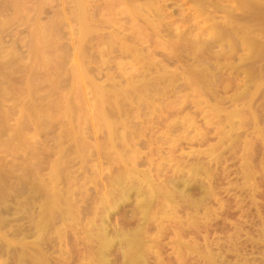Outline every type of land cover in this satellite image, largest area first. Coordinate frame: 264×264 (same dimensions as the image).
<instances>
[{"label":"rangeland","instance_id":"rangeland-1","mask_svg":"<svg viewBox=\"0 0 264 264\" xmlns=\"http://www.w3.org/2000/svg\"><path fill=\"white\" fill-rule=\"evenodd\" d=\"M87 1H90L88 2L91 8V10L89 9L90 14L95 17L103 14L104 17L102 18L100 16V18L97 16V19L95 18V24L91 26L92 30L90 28L89 31L91 33L81 34L80 25H78V22L74 19V16H72L76 12V6L73 0H0V30L4 28L0 31V66L3 65L0 67L2 68L0 69V72H2L0 73V96L3 94L2 97H0V111L2 109L8 114L5 113V122L2 121V123H5V126L3 124L0 126V141L2 140L0 142V175L3 174L1 176L0 192L4 190L2 194H4L3 192L6 194L5 189L12 191H8L10 192L8 193L9 196L6 197L7 199L5 198V200H3L4 202L0 198V217L6 222L14 218L16 220L20 219L17 225L25 226V228L31 226L33 223L31 214L25 212L24 207L21 205L17 211L12 210L11 206L16 202L20 204L21 202H26L28 198L26 195L30 194L28 190L31 186L36 185L34 182L36 181V183H38L42 178V180L47 182L53 173L54 166H59L60 171H62L60 172L61 175L66 174L65 176L63 175V177L61 176L62 178L59 182V186L61 185V190L73 192L77 201L75 206L80 212L78 229L76 232L69 230V239L66 237L67 240H65L63 248H65L67 252L70 251L69 254L73 257L70 263L80 264L78 256H81L85 252L83 245L86 239L83 237H86L85 233L92 228V223L94 226H100L102 223L107 225L108 233L111 237H116V232L122 233L124 230L136 229L143 224L139 210L140 201L144 198L142 193L139 194L137 191H133L127 201H119V206H115V203H113V205L115 204L114 206L110 204L108 209L101 202L105 193L112 188L111 180L117 173L125 168V162L118 159V153L123 154V157L125 156L124 160L127 161L126 159H128L129 152H132L137 146V149H135L138 151L140 150L139 154L142 157L139 159V166L137 169L141 172L148 173L153 180V184L160 185L161 188L168 185L164 177H158L162 171H165L164 175L167 176V178H173L178 182L176 189L185 190V194L191 195L187 197L184 196L183 198L177 193L176 196H174L175 194L172 193L173 191L168 187L166 190L170 191L171 195H173L171 196L172 201L174 199L173 203L177 201V205H181L183 201L185 204L193 203L195 200L196 202L200 200L199 202L201 203L203 199L205 202L208 201L207 204L205 202H203V204L198 202L199 209L197 213L195 209L188 210L180 207L178 210L169 212L173 215V220L167 223V229L164 233L159 229L157 230L161 221V215H159L156 221L151 220L152 222L148 226L149 230L147 231L150 234H148L149 236L147 235L150 237V240L149 238H145V245L152 249L145 256L144 264H209V258H211L212 255L214 256H212V258L218 260L216 264H241L242 262H239V260H245L243 262L244 264H264V59L261 60L264 56L257 57L260 59L259 61L254 56L249 58V50H246V47L243 48V46L240 45H237L236 49L234 48L235 51L232 50L231 53V50H229L230 47L226 45L227 43H222V45L219 44L214 46L209 54L196 59L193 57L190 50L182 51L178 49L175 52L169 48L162 49L159 46L162 42H158L155 37H151L147 40L141 39L140 42H135L131 37L133 33L132 29L133 31L136 29L133 28L134 21L131 19V14L123 9L122 0ZM205 1L207 3L211 1L213 5H208L204 11H198L194 0L158 1L159 7L164 8L161 14L166 17L165 26L169 27L167 28L169 32L176 30L175 32L173 31V33H176L180 30L182 33H186L187 38L190 39L195 34L204 31L206 32V35L203 34L204 39L215 32H222L223 30L229 32V30L232 31L231 27H239L238 29L241 30V34H239L240 37L244 36L243 33L245 31L252 29L253 32L247 31L248 34L250 32L251 35L252 33L254 34V32L257 34L259 33V36L255 33L252 39L254 38L253 40L258 42L263 41L262 43H264V11L259 8L261 7L264 10V0H251L253 1V4H251L253 6L248 9L242 8L234 1ZM256 3H258L259 6L256 5ZM106 5L108 7H106ZM113 6L114 8H110ZM121 7L122 9H120ZM257 9H259V11ZM255 10L256 12H254ZM17 11L18 13L19 11L23 12L24 15L21 12L17 14ZM64 11L65 14H63ZM246 11L250 12H247L248 15L250 14L249 16L246 15ZM257 11L260 13L258 14ZM197 12H202V14H198ZM227 14L235 16L234 20L233 17L230 18ZM15 15H20V18L18 16L15 17ZM21 15L23 17H21ZM243 15H245L244 19ZM250 16L252 19L249 18ZM57 17L62 20L65 19L66 23L63 21L64 24L61 21L62 24H60V19ZM256 17L259 18L257 19ZM239 18L241 19L239 20ZM247 18L248 20L250 19V24L244 21ZM53 20H57L60 27L57 26V33L48 36L46 41L48 40V43L51 44L55 42V47L58 46L59 48L44 51L45 53L48 52L46 56L44 52L38 56L33 50L45 48V44L41 42L44 40L41 39L38 32L40 28L43 29L46 28V26H50L52 24L50 22H54ZM75 23L78 26H76ZM135 23L137 24L136 27L143 26L142 19ZM63 24L64 26H62ZM34 31L36 32L34 33ZM115 34H119L122 38L126 39H124L125 42L127 41L126 44L133 48L131 53L125 54L121 49L117 50L119 47H115L111 50V47H109L110 41L107 39L109 35V37H111V35L113 36ZM54 36L56 37L54 38ZM168 39V37L163 38L164 41ZM38 40H40L42 44H40ZM105 43L108 44L107 47ZM235 44H238V42L236 41ZM62 45L64 46L62 47L64 50L67 49L66 51L60 48ZM79 46H82L81 50L84 51V54H82L83 51L81 52L79 50ZM34 47L35 49H33ZM104 48H106V50L107 48L110 49L111 53L110 51L103 52ZM57 49L58 51L62 49V52H57ZM79 51L80 53H78ZM107 52L109 54H107ZM35 54L36 56H34ZM80 54H82V56ZM88 54H90V56ZM40 56L44 58L39 60ZM86 56L89 60H87ZM247 56L249 59L246 58ZM61 58L66 60L64 64ZM80 59L83 67L86 65L83 71L87 73V79L84 81L86 85L80 84L79 86V83L77 85L75 82L76 77L71 72L74 69L82 67ZM86 61L89 66L85 63ZM202 63H204V65ZM253 64L255 66H253ZM58 65L60 66L58 67ZM153 65H155V67L166 66L168 72H165L166 68L161 70L163 73L165 72L166 75H171L173 74L171 72L175 71L174 73L176 74H185L186 76V71H192L197 65V68L200 66L202 68L203 66H208L209 73L213 77L210 75L211 77L207 79L214 80L212 89V91H215L214 94L212 93L214 96L211 94L208 96L209 98L204 97L205 95L199 98V95L189 88L183 90L180 97H175L174 95L169 96L166 100H163L161 104V108H163L164 112L159 115L158 119L153 116V120H150L151 122L147 124L149 126L147 129L143 126V129L146 130L143 134H141L139 130V122L142 120L147 121L149 116H144L142 115L143 112H141L140 117H134V114L137 113V107H129L131 112L130 110L128 111L131 114L136 111L131 115L132 124L134 126L130 125L131 128L128 130L131 131L130 133L133 132L134 136L136 135L133 147L136 146L134 148L131 147V151L129 149V151H124V147L121 146L122 143H120V147H117L116 151L111 149L102 150L103 145L106 144L109 139V135L105 130H99L96 133L90 132L92 129H90L91 126L89 128V125L94 124L91 122L89 124L87 123L88 121L85 120H87V113L90 112L91 107L84 108L83 102L77 100L78 98L76 96L73 98H75L79 104L73 101L75 102L73 104L74 108L77 105L76 108L82 111L80 112V110L78 111L75 108L76 113L74 112V114L81 115L74 116V114L71 113L74 109L69 111L68 114L62 111L68 107L69 102L66 101V99L69 98V96L75 95L76 92H78L79 95L81 90L79 88L87 87L90 90L88 94L91 99L88 98L90 101L92 100L91 104H93L95 102L92 98H95L94 95L98 89V87L92 88L93 84L103 86L104 88L106 87L107 90L117 83H125V85H121V87H126V80L130 75L134 76ZM48 66L52 67L49 68ZM4 67H7L4 69L5 71L3 70ZM252 67L256 68L254 69ZM27 69L29 73H27ZM59 70L62 71L63 74ZM55 74L56 77L54 76ZM153 75L149 74L147 76H158L156 74ZM32 80H35V84H33ZM182 83L187 84L185 81ZM35 85L40 87L37 88ZM33 89L34 91L31 92ZM118 89L121 90L122 88L117 86L116 90L111 91L118 92ZM8 93H10V95ZM244 93L247 95H244ZM11 95L13 96L9 98ZM5 97H8V99ZM63 97L65 99H61ZM57 101L58 103H62L61 101H63V105L66 103L65 107L61 104L63 109L58 107L62 109L60 114H58L59 111L55 109L59 105L57 104L54 107ZM19 102L21 104H19ZM81 106L82 109L80 108ZM33 108L35 110L37 109L36 113ZM55 110L57 112L52 113V111L55 112ZM4 112L1 111L0 113L4 114ZM240 112L241 116L234 115ZM158 113L160 112L155 114L158 115ZM61 114L64 115V118L66 116L65 119H67V121L62 118ZM37 115H39V118H37ZM0 116L3 115L1 114ZM51 116H56L58 120L55 119L56 117L52 118ZM73 117H75V121ZM40 118L41 120L51 118L48 120L51 123L46 121L45 123H48L46 127L43 120L42 123H38L41 122ZM0 119H3V117ZM28 119L32 120L33 122H31L33 125L37 127L30 123V125L28 123L27 125L23 124V122L26 123ZM38 119L40 121L36 122ZM52 119L53 121L55 119L53 123L51 121ZM77 119H80L81 122ZM82 121H84L85 124ZM35 122L38 123L39 126L42 124L45 126L43 127L42 125L43 128L40 127L41 130H39V126ZM49 123L51 126H49ZM81 123L84 124L81 125L82 128H84L83 130L82 128H78L81 127L79 126ZM169 123L172 124L170 128L168 127ZM234 124H236V126ZM237 124H239V126L240 124L243 125L239 127ZM2 126L4 128H2ZM29 126L30 128H28ZM235 127L239 129L237 128L236 130ZM21 128L25 129L22 130ZM72 128H74V133H76V135L68 133L67 129L70 130ZM77 128L81 130H76ZM19 129L22 132L24 131L22 135H27V138L22 135L19 136L21 133H19ZM44 129L45 131L43 132ZM34 130H36L38 134L36 131L34 133ZM64 131H67L65 133L69 134V138L66 136L68 134H63ZM13 132L16 133V135ZM2 133L4 134L2 135ZM12 135H15V138L17 136L19 139L17 140L20 141V144L15 142L17 140H14ZM21 136L24 141V138H26V140L28 139L29 142L26 141V144L27 142L31 144V138H34V136L36 139L34 141L32 139L33 144H28V147L31 146L28 148L25 143H23L24 141L21 139ZM2 137L6 139L3 140ZM11 137L14 140H12L14 145L11 144ZM72 137L74 138L72 139ZM65 138L67 139L65 140ZM131 139L133 140L134 138ZM8 141L10 142L8 145L13 146L10 147L6 145L5 142L8 143ZM17 144L18 147H16ZM140 144H146L145 148H140ZM86 145L88 148H86ZM249 150H251V152H249ZM61 163H63V166ZM194 166H200L202 170V172H200L201 176L200 174L194 176L193 170L197 168ZM31 167L35 172L30 170ZM36 167L38 168L35 169ZM24 169L30 171H24ZM38 171H40V173ZM26 173H31L30 175L32 176L30 177L33 180L30 177H24ZM67 176L70 177V181L68 182L65 179ZM22 177L25 178V180ZM28 178H30L32 182ZM3 179L4 181H2ZM183 180L187 182L189 180V187ZM69 182L75 183V186H73L74 184L70 186L68 184ZM26 186H28L29 189ZM144 187L145 190L148 188L146 186ZM2 194L0 193V195ZM211 198L212 201H210ZM38 199L36 203L41 200V198L40 200ZM5 202L8 204L6 205ZM5 205L6 208L9 207L11 211L6 210ZM38 205L39 203L37 204V210H39ZM109 208L112 210L111 212ZM213 208L217 209L214 210ZM106 211H109L111 214H109V212L106 213ZM226 211H228V214H226ZM186 214H189L188 217H190L188 218ZM204 214H207V216ZM214 214L215 216H213ZM4 217L7 220L4 219ZM197 218L199 220L200 218L203 219L198 221ZM194 221H196L197 224L200 222L203 227H200L199 224L198 226L200 228L197 225H195L194 228ZM184 225H188L191 233L189 234L190 236L188 233L179 234V230H181L180 226ZM186 226L184 227L185 229ZM196 227H198L199 230ZM8 230L6 227L2 230L5 232L1 231L0 234L5 236L9 234L10 236L12 230ZM158 232H160V236ZM182 234L185 236L181 237ZM157 235L160 237L158 240ZM153 237L156 238V240ZM192 237L195 240H193ZM196 237L199 239H196ZM152 238L154 239L153 241ZM179 241L188 246V248L185 249L187 251L189 250L188 252L178 247ZM93 246L94 244L90 245V247ZM121 252L122 250L116 247L115 251L109 254L108 257L111 264L130 263L128 259L123 260V254H121ZM183 252L186 254V257L184 255L183 257L181 256L184 254ZM57 256L59 257L58 254L56 257ZM221 256H223V258ZM184 258L185 260L182 261ZM220 258L224 259V262ZM3 260L4 258L0 260V264H4L3 262L5 260ZM219 260L220 262L222 261V263H220Z\"/></svg>","mask_w":264,"mask_h":264},{"label":"bare ground","instance_id":"bare-ground-1","mask_svg":"<svg viewBox=\"0 0 264 264\" xmlns=\"http://www.w3.org/2000/svg\"><path fill=\"white\" fill-rule=\"evenodd\" d=\"M121 1V0H120ZM160 0H122L123 2V9L125 11H127V13H130L131 14V19L134 21V26L133 28L135 29L133 31L132 29V40L133 41H137V42H140L141 39L142 40H147V39H150L151 37H155L157 38L158 42H162L160 43V47L163 49V48H169L170 50H173V51H177L178 49L182 50V51H187V50H190L193 57H195L196 59L198 57H203L204 55H207L209 54V52H211V49L216 46V45H219L222 43H227L226 45H228V47H230L229 50H231V53H232V50H234V48L236 49V46L237 45H240V46H243L246 47L247 49L246 50H249V58L251 56H254L256 57V59H258V61L260 60L259 56H264V43L262 42H258L256 40H253L252 37L253 35L256 33L254 32V34L252 33L251 35V32L248 34L249 31H252L253 30H247L245 31L243 34L244 36H241L239 34L240 33V29H238L239 27L237 28H232V31L229 30V32H225L224 30L222 32H215L213 34H210L208 37H205L203 39V34L206 35V32L202 31L201 33H198V34H195L194 36H192L190 39L187 38V34L186 33H182L180 30H178L176 33H173V31H170L169 32V27L165 26V15H162L161 12L164 11V8L162 7H159V2ZM208 1V0H207ZM220 1V0H219ZM223 1V0H222ZM224 1H234V2H237L239 4V6H241L242 8H245V9H248L250 7H252L253 5V1L251 0H224ZM257 1V0H255ZM254 1V2H255ZM21 2V1H20ZM75 6H76V12L74 15V19L78 22V25H80V33L81 34H88V32L90 31V28L92 30V25L95 24V18L97 16H101L102 18L104 17L103 14L102 15H97L96 17L92 14L89 13V9L91 10L90 6H89V3L90 1H87V0H73ZM121 2V3H122ZM211 2V1H209ZM207 3L205 0H194V3L196 4L195 6H197V9L198 11H204L205 8L208 6V5H211V3ZM259 2V1H258ZM22 3V2H21ZM114 3V2H113ZM260 3V2H259ZM264 3V2H263ZM25 4V2H24ZM213 5V4H212ZM217 5V4H216ZM219 5V4H218ZM256 5H258V3H256ZM111 6V5H109ZM215 6V4H214ZM237 6V5H236ZM255 6V5H254ZM259 6V5H258ZM106 7H108L106 5ZM122 7L120 9H122ZM167 7V6H166ZM221 7V6H220ZM256 7V6H255ZM16 8V7H15ZM110 8H114L113 7H110ZM228 8V7H227ZM236 8V7H235ZM262 11H264L261 7H259ZM19 9V7H18ZM93 9V8H92ZM226 9V8H225ZM239 9V8H238ZM237 9V10H238ZM254 9V8H253ZM17 10V9H16ZM65 10V9H63ZM123 10V11H124ZM228 10V9H227ZM259 11V9H257ZM260 10V11H261ZM75 11V9H74ZM243 11V10H242ZM257 11V12H258ZM21 11H19L20 13ZM24 12V10H23ZM23 12H21L23 14ZM119 12V10H118ZM122 12V11H121ZM232 12V11H231ZM248 13H250L249 11H246V15L249 16ZM256 12V10L254 11ZM18 11H17V14H19ZM25 13V12H24ZM61 13V12H60ZM94 13V12H93ZM124 13V12H123ZM198 14H202V12H197ZM229 13V12H228ZM243 13V12H242ZM260 12H258L259 14ZM26 14V13H25ZM65 14V11L64 13ZM97 14V13H96ZM196 14V15H198ZM257 14V13H256ZM263 14V13H261ZM24 15V14H23ZM195 15V16H196ZM228 16L233 17V20H234V17L235 16H231V14H227ZM264 15V14H263ZM16 16H20V15H15ZM259 16V15H258ZM21 17H23L21 15ZM100 17V18H101ZM238 17H241V16H238ZM260 17V16H259ZM259 17H256L257 19ZM20 18V17H19ZM58 18V17H57ZM56 18V19H57ZM245 18V15H243V19ZM250 19L251 16L249 17ZM263 18V17H262ZM60 19V18H58ZM57 19V20H58ZM97 19V18H96ZM99 19V18H98ZM143 20V26H138L136 27V21H139V20ZM194 19V18H193ZM241 18H239L240 20ZM250 19L248 20V18L246 20H244L245 22H247L248 24ZM57 20H53L54 22H50L52 23L50 26H46V28H43L41 29L40 28V31L38 32L41 39H43L44 41H41L42 43L45 44V48L44 49H36V50H33L35 49V47L32 49L34 51V53H36L38 56L42 54V52L44 51H47V50H54L55 48H59L58 46L55 47V42L54 44L52 43H48V40L46 41L47 37L50 36L51 34H55L57 33V29L59 26ZM262 20V19H261ZM59 21V20H58ZM61 21H65L66 23V20H62L60 19L59 23H61ZM243 21V20H242ZM252 21V20H251ZM100 22V21H98ZM97 22V23H98ZM229 22V21H228ZM231 22V21H230ZM238 22V21H237ZM244 22V23H245ZM64 23V22H63ZM64 23V24H65ZM233 23V22H231ZM246 23V24H247ZM260 23V22H259ZM58 24V25H57ZM64 24L62 26H64ZM76 24V23H75ZM243 24V23H241ZM247 24V25H248ZM70 25V24H69ZM76 24V26H78ZM1 26V25H0ZM42 26V24H41ZM259 26V24H258ZM261 26V25H260ZM60 27V26H59ZM264 27V26H263ZM62 28V27H61ZM60 28V29H61ZM244 28V27H243ZM241 28V29H243ZM255 28V27H254ZM2 29V28H1ZM4 29V28H3ZM2 29V30H3ZM94 29V28H93ZM171 29V28H170ZM0 30V31H2ZM246 30V29H245ZM61 31V30H60ZM78 31V30H77ZM176 31V30H175ZM174 31V32H175ZM201 31V30H200ZM255 31V30H254ZM36 31H34L35 33ZM94 32V31H93ZM150 32V33H148ZM258 32V31H257ZM36 33V34H38ZM91 33V32H89ZM167 35H166V34ZM227 33V34H226ZM246 33V35H245ZM263 33V32H262ZM78 34V33H77ZM165 34V35H164ZM257 34V33H256ZM259 34V33H258ZM257 34V35H258ZM262 35V34H260ZM53 36V35H52ZM57 36V35H56ZM54 36V38L56 37ZM80 36V35H78ZM82 36V35H81ZM110 36V35H109ZM108 36V41H110L109 43V47H111V50H113L115 47H119L117 50H120L125 53V54H129L133 51V48L129 45L126 44L125 42V38H122L119 34H115V35H111V37ZM259 36V35H258ZM32 37V36H31ZM37 37V36H36ZM35 37V38H36ZM60 37V36H59ZM86 37V35H85ZM129 37V38H131ZM165 37H168L169 39L167 41H164L163 38ZM235 37V38H233ZM87 38V37H86ZM107 38V37H106ZM264 38V36H263ZM97 39V38H96ZM125 39V40H124ZM32 40H33V37H32ZM261 40V39H260ZM39 43H40V40H38ZM55 41V40H54ZM60 41V40H59ZM103 41V40H102ZM164 41V42H163ZM238 42V44H235V42ZM32 42V41H31ZM78 42V41H77ZM104 42V41H103ZM234 42V44H233ZM34 43V42H33ZM32 43V44H33ZM40 43V44H42ZM31 44V45H32ZM84 44V43H83ZM106 44V43H105ZM58 45V44H57ZM108 44H106V47H107ZM44 46V45H43ZM78 46V45H76ZM90 46V45H89ZM39 47V46H38ZM64 47L63 45L60 47L62 48ZM79 50L82 52L83 50L82 49V46H79ZM85 47V45H84ZM66 48V47H65ZM86 48V47H85ZM63 49V48H62ZM61 49V50H62ZM58 51L57 49V52H62V51ZM67 49H63V51H66ZM88 50V48H87ZM91 50V49H89ZM80 51L78 53H80ZM106 52V51H110V49L107 48H104L103 52ZM115 52V51H114ZM45 53V52H44ZM43 53V54H44ZM48 53V52H46ZM46 53H45V56H46ZM56 53V52H55ZM88 53V52H87ZM90 53V52H89ZM111 53V51H110ZM248 53V52H247ZM36 54L34 56H36ZM77 54V53H76ZM75 54V56H76ZM84 54V51L83 53ZM82 54H80L82 56ZM107 54H109L107 52ZM65 55V53H64ZM63 55V56H64ZM86 55V54H85ZM90 56V54H88ZM32 56V55H31ZM32 56V57H34ZM44 56V55H42ZM44 56V57H45ZM62 56V54H61ZM80 56V58H81ZM43 57V58H44ZM66 57V56H65ZM65 57H63L64 59H66ZM74 57V55H73ZM253 57V58H254ZM35 58V57H34ZM41 58V56L39 57V60L40 59H43ZM87 58V56H86ZM248 58V56L246 57ZM248 58V59H249ZM62 59V58H61ZM62 59L64 62H62L63 64L65 63L66 60ZM82 59V58H81ZM81 59H80V62H81ZM84 59V58H83ZM246 59V60H248ZM252 59V58H251ZM250 59V60H251ZM264 59L263 57L261 58V60ZM87 60H89L87 58ZM245 60V59H244ZM47 61V59H46ZM252 61V60H251ZM1 62V61H0ZM44 62V61H43ZM202 62V61H201ZM48 63V62H47ZM60 63V61H59ZM58 63V64H59ZM61 63V64H62ZM87 63V61L85 62ZM84 63V64H85ZM205 63V61H204ZM204 63H202L204 65ZM4 64V63H2ZM44 64V63H43ZM51 64V62H50ZM251 64V63H250ZM257 64V63H255ZM47 65V64H46ZM88 65V63H87ZM202 65V66H203ZM3 66V65H1ZM0 66V67H1ZM60 65H58L59 67ZM81 66L80 68L78 69H74L71 73L74 74V76L76 77V83L78 85L79 83V86L80 84L81 85H86L84 83L86 76H87V73H85V71H83V69H85V67H83L82 65V62H81ZM89 66V65H88ZM198 66V65H197ZM194 67L192 71H189V74H188V71H186L187 73V76L184 74H176L174 72H171L173 74L171 75H166L165 72H168L167 71V67L166 66H163V67H155V65L149 67L148 69H144V71H141L139 72L138 74L134 75V76H129V78L126 80V87H121V85H125V83L121 84V83H117L116 85H112L111 88H109V90L106 89V87L104 88L103 86H99V85H96V84H93L92 85V88L93 87H98L97 89V92L95 93V98H92L94 99L93 101L95 103L91 104L92 100L90 101V97H89V92L90 90L87 88V87H82V88H79L81 89L80 92H79V95H78V92L75 93V95L73 96H69V98L66 99V101L69 102L68 104V107L64 110L62 108V103H64L63 101H61L62 103H55L54 104V107L58 104L59 106H57V108H55L57 111H59L58 114H60L61 110L64 111L65 113L68 114L69 111L73 110L71 113L74 114V112L76 113V106L74 108V103L73 101H76L75 98H73L74 96H76L78 99L77 100H81L82 104L84 105L83 107L84 108H90V112L87 113V117L85 121H88L87 123L90 124L93 123L94 125H89V128L91 126L90 129H92L90 132L92 133H96L97 131L101 130H105L108 135H109V139L107 141L106 144L103 145L102 147V150L103 149H111V150H115L117 149V147H120V143H122V147H124V151H127L128 149L130 150L131 147H133V145L135 144L134 140H135V136L132 133H130L131 131H128L130 130L129 128H131V126H134L132 124V118H131V115H133L136 111L137 113L136 116L134 114V117H140L141 115V112H143L142 115L144 116H149V119H147V121H144L142 120L141 122H139V130L141 132V134H143V132H146V130L143 129V126H145L144 128H148L149 126L147 124H149V122H151L150 120H153V116L154 117H157V119L159 118V115L161 113L164 112L163 108H161V104H162V101L163 100H166L169 96L171 95H174L175 97H180L181 94H182V91L183 90H186V89H191L193 91H195L198 95H199V98H202V96L204 97H208L209 95H211L212 93L214 94L215 91H212L213 89V82L214 80H209L207 78H210L212 75L209 73V67L208 66H203V68L199 67L197 68ZM253 66H255L253 64ZM49 67V66H48ZM52 67V66H51ZM49 67V68H51ZM250 67V66H249ZM7 68V67H4L3 70ZM48 68V69H49ZM62 68V67H61ZM165 72L163 73V71H161L162 69H165ZM252 68H256V67H252ZM2 69V68H0ZM60 69V68H58ZM66 69V68H65ZM89 69V68H88ZM253 69V70H254ZM155 70V72H154ZM5 71V70H4ZM27 73L28 72V69L26 70ZM60 71V70H59ZM258 71V70H257ZM33 72V71H32ZM37 72V71H36ZM50 72V70H49ZM62 73V71H60ZM67 72V71H66ZM136 72V71H135ZM151 72V73H150ZM162 72V73H161ZM208 72V74H207ZM255 72V71H254ZM261 72V71H260ZM2 73V72H0ZM48 73V72H47ZM35 74V73H34ZM37 74V73H36ZM63 74V73H62ZM72 74V75H73ZM153 75V74H156L158 76L156 77H150V76H147V75ZM262 74V73H261ZM29 75V74H28ZM61 75V74H60ZM211 75V76H210ZM255 75V74H254ZM33 76V75H32ZM52 76V75H51ZM56 77V74L54 75ZM58 76V75H57ZM154 76V75H153ZM209 76V77H208ZM262 76V75H261ZM148 77V78H147ZM150 77V78H149ZM213 77V76H212ZM32 78V77H31ZM54 78V77H53ZM253 78V77H252ZM258 78V77H257ZM35 79V78H34ZM56 79V78H55ZM188 79V80H187ZM260 79V78H259ZM258 79V80H259ZM37 80V79H36ZM33 81V80H32ZM31 81V82H32ZM35 81V80H34ZM33 81V84H35ZM185 81L187 82V84H183L182 82ZM257 81V79H256ZM264 81V80H263ZM37 82V81H36ZM74 83V82H73ZM256 83V82H255ZM38 85V84H37ZM36 86V85H35ZM78 86V87H79ZM117 86H120V88H122L121 90H119L118 92H113L111 90H116ZM37 87V86H36ZM40 87V86H39ZM37 87V88H39ZM77 88V87H76ZM91 88V89H92ZM32 89V88H31ZM248 89V88H246ZM4 91V90H3ZM26 91V90H24ZM34 91L31 90V92ZM38 91V90H36ZM93 91V90H92ZM246 91V90H245ZM2 92V91H1ZM248 92V91H247ZM3 93V92H2ZM6 93V92H5ZM11 93V91H10ZM10 93H8L10 95ZM94 93V91H93ZM243 93V92H242ZM13 94V93H12ZM32 94V93H31ZM212 94V95H213ZM246 93H244L245 95ZM3 95V94H2ZM2 95L0 97H2ZM69 95V94H68ZM67 95V96H68ZM247 95V94H246ZM13 95L9 96L12 97ZM93 96V97H94ZM214 96V95H213ZM90 99H89V98ZM4 98V97H3ZM2 98V99H3ZM8 99V97H5ZM66 98V96H65ZM64 97L61 98V99H65ZM209 98V97H208ZM6 100V99H4ZM201 100V99H200ZM65 101V102H66ZM73 102V103H72ZM3 103V102H2ZM78 102L76 101V104ZM19 104H21L19 102ZM62 104V105H61ZM79 104V103H78ZM18 105V104H17ZM66 103L63 105L65 107ZM2 106V105H1ZM137 107V110L135 111L134 109V113L132 112V114L130 113L131 112V109H129V107ZM21 107V106H20ZM34 107V106H33ZM50 107V106H49ZM52 107V106H51ZM53 107V108H54ZM61 107L62 109H59ZM30 108V107H29ZM82 109V106L80 107ZM127 108V109H126ZM143 108V109H141ZM34 109V108H33ZM50 109V108H48ZM59 109V110H58ZM77 109V108H76ZM35 110V109H34ZM52 110V109H51ZM55 110V112L52 111V113H56L57 111ZM78 111L80 109H77ZM86 110V109H85ZM130 110V112L128 111ZM132 110V111H133ZM143 110V111H142ZM1 111L4 112V110L1 109ZM0 111V112H1ZM6 111V110H5ZM37 109L35 110V113H36ZM82 110H80L81 112ZM44 112V111H43ZM47 112V111H46ZM51 112V111H50ZM63 112V113H64ZM124 112V113H123ZM157 112H160L158 113V115H156L155 113ZM5 113H0V115L2 114L3 116H0L3 117V119H0L1 120V124L0 126L3 124L5 126V123H2V121H4V116H5ZM62 113V114H63ZM7 114V113H6ZM26 114V113H25ZM57 114V115H58ZM61 114V115H62ZM83 114V113H82ZM8 115V114H7ZM27 115V114H26ZM33 115V114H31ZM75 115H78V114H74ZM81 115V114H80ZM78 115V116H80ZM234 115H240L241 116V112L240 113H236ZM36 116V115H35ZM39 118V115H37ZM64 115H62V118L65 119L63 117ZM238 116V117H240ZM52 117V116H51ZM56 116H53L52 118H55ZM71 117V116H70ZM85 117V116H84ZM237 117V116H236ZM8 118V117H7ZM36 118V119H37ZM42 118V117H41ZM40 118V120H41ZM59 118V117H58ZM75 117H73V120H74ZM151 118V119H150ZM31 119H32V116H31ZM51 118L49 119H42L44 122V124L46 125L47 127V124L45 123L46 121L50 120ZM56 120L57 117L55 118ZM54 119V121H55ZM232 119V118H231ZM7 120V119H6ZM34 120H35V117H34ZM39 119L36 121H40ZM42 120L41 122H38V123H42ZM67 121V119H65ZM80 121V119H77ZM82 120V119H81ZM25 121V120H24ZM27 121V120H26ZM32 120H29L25 123L23 122V124L27 125V123L29 124H32L33 125V121L31 122ZM52 123L54 122L53 119L51 120ZM75 121V120H74ZM78 121V122H79ZM158 121V120H157ZM240 121V120H239ZM238 121V122H239ZM5 122V121H4ZM35 122V123H36ZM50 122V121H48ZM60 122V121H59ZM77 122V121H76ZM81 122V121H80ZM79 122V123H80ZM84 123V121H82ZM7 123V122H6ZM36 123L38 126L39 124ZM51 123V122H50ZM49 123V126H51V124ZM75 123V122H74ZM156 123V122H155ZM154 123V124H155ZM159 123V121H158ZM173 123V122H171ZM169 123L167 126L170 128L172 126V124ZM234 123H235V120H234ZM237 123V121H236ZM21 124V123H20ZM22 124V125H23ZM29 124V125H30ZM56 124V123H55ZM69 124V123H67ZM78 124V123H77ZM85 124V123H84ZM84 124H80L79 126L81 125H84ZM43 125V124H42ZM39 126V130L40 127ZM43 125V127L45 126ZM76 125V123H75ZM131 125V126H130ZM147 125V126H146ZM236 126V124H234ZM243 125V124H242ZM240 124V126H242ZM21 126V125H20ZM35 127H37L36 125H33ZM69 126V125H67ZM87 126V125H86ZM237 126H239V124H237ZM239 126V127H240ZM42 127V128H43ZM45 127V128H46ZM78 127V126H76ZM84 127V126H83ZM230 127V126H229ZM1 128V127H0ZM2 128H4L2 126ZM6 128V127H5ZM8 128V127H7ZM20 128V127H19ZM30 128V126L28 127ZM78 128H82L81 127H78ZM76 129V130H79V129ZM88 128V129H89ZM238 128V127H237ZM237 128L235 127V129L237 130ZM10 129V128H9ZM8 129V130H9ZM22 129V128H21ZM25 128H23L22 130H24ZM34 129V127H33ZM49 129V128H48ZM84 128H82L83 130ZM152 129V128H151ZM239 129V128H238ZM1 130V129H0ZM3 130V129H2ZM29 130V129H28ZM50 130V129H49ZM81 130V129H80ZM79 130V131H80ZM4 131V130H3ZM2 131V132H3ZM7 131V130H6ZM36 130H34V133H35ZM45 131V129L43 130V132ZM68 133H71L72 135H76V133H74V128L68 130ZM67 131H64L63 134ZM231 131V130H230ZM229 131V132H230ZM5 132V131H4ZM9 132V131H8ZM21 132V133H20ZM27 132V131H26ZM37 132V131H36ZM6 133V132H5ZM12 133V132H11ZM14 133V132H13ZM19 136L22 135V133H24V131L22 132L20 129H19ZM33 133V134H34ZM46 133V132H45ZM68 133H65L68 134ZM4 133H2L3 135ZM10 134V133H8ZM16 135V133H14ZM32 134V135H33ZM38 134V132H37ZM137 134V133H136ZM15 135L12 137L14 138V140L18 139L17 136L15 138ZM26 135V134H25ZM29 135V134H28ZM199 135V134H198ZM226 135V134H225ZM24 136V134L22 135ZM21 136V137H22ZM27 136V135H26ZM24 136V137H26ZM38 136V135H37ZM42 136V134H41ZM63 136V135H62ZM67 138H69V134L66 135ZM65 136V137H66ZM0 137H1V131H0ZM11 137V144L14 145V143H12V140L13 138ZM20 137V138H21ZM78 137V135H77ZM82 137V136H81ZM228 137V136H227ZM3 138V137H2ZM27 138V137H26ZM25 141L23 140V137L21 138L25 143V145L28 147L29 145H32L33 142H32V139L33 141L36 139V137L34 136V138H31V144L28 143V139ZM29 138V137H28ZM65 138V140L67 139ZM74 137H72L73 139ZM80 138V137H79ZM131 138H134L133 140ZM1 139V138H0ZM6 139V138H5ZM3 138V140H5ZM70 139H71V136H70ZM234 139V138H233ZM13 140V141H14ZM19 140V139H18ZM17 140V141H18ZM30 140V139H29ZM38 140V139H37ZM61 140V139H60ZM64 140V141H65ZM2 141V140H1ZM0 141V142H1ZM15 141L16 143L20 144L19 142L20 141ZM26 141L27 144H26ZM39 141V140H38ZM38 141H35V142H38ZM82 141V139H81ZM84 141V140H83ZM59 142V141H58ZM85 142V141H84ZM237 142V141H236ZM15 143V144H16ZM144 143V142H143ZM6 145L10 144V142L8 141V143L5 142ZM18 144L16 145V147H18ZM29 144V145H28ZM58 144V143H57ZM64 144V143H63ZM84 144V143H82ZM86 144V143H85ZM147 144V143H146ZM146 144H140V148H145V145ZM11 145V146H13ZM73 145V144H72ZM10 146V145H8ZM10 146V147H11ZM34 146V145H33ZM64 146V145H63ZM62 146V147H63ZM75 146V145H74ZM73 146V147H74ZM136 146V145H135ZM134 146V147H135ZM15 147V146H14ZM21 147V146H20ZM19 147V148H20ZM31 147V146H30ZM28 147V148H30ZM100 147V146H99ZM133 147V148H134ZM137 147V146H136ZM135 147V148H136ZM13 148V147H12ZM60 148V147H59ZM86 148H88V146L86 145ZM133 149L132 152H129V156H128V159H126L127 161L124 160V157H123V154H120L118 153V159L122 160L123 162H125V168L120 171L119 173H117L115 175V177L111 180V186L112 188L107 191V193H105V196L103 197V199L101 200L102 204L104 206L108 207L111 205H113V203H115L114 205L117 206L119 203V201H127L129 199V196L130 194L133 192V191H137V193H142L143 194V199L142 201H140V207H139V210H140V213H141V221L143 222L142 225H140L138 228L136 229H129V230H124L122 233L120 232H116L117 236L116 237H111L108 233V227L107 225L105 224H101L100 226H94V224L92 223V228L87 231L85 233V236L86 237H83L86 239V241L84 242V245L83 247L85 248V252L81 255V256H78L79 257V263L80 264H111V261L109 260V254L113 253L115 251V248L118 247L120 250H122L121 254L122 257H123V260H129L130 263H127V264H144L145 262V256L150 252V250L152 248H149L145 245V238H149L150 240V237H148L150 234L147 232L149 229H148V226L150 225V223L152 222L151 220H155L159 218V215L160 216V224L157 228V230H161L163 233L164 231L167 229V223L168 222H171L173 220V215H171L169 212H171L172 210L175 211V210H178V208H184V209H195L194 211L197 213L198 209H199V203L200 204H203L204 199H203V202H199L195 200V202L193 203H189V204H185V202L183 201L181 205H177V201L175 203H173L172 199H171V192L166 190L168 189V187H170L169 189L172 190L176 196V194L178 193L179 196H182L184 198L189 196L187 194H185V190H178L176 189L177 188V181L174 180L173 178H167V176H165V171H162L161 174L158 176L159 178H163L165 179L166 182H168V185L165 186L164 188H161L160 185H155L153 184V180L151 179V176L146 173V172H141L137 169V167L139 166V159L142 158L139 154V151L136 150V149ZM22 149V147H21ZM33 149V148H32ZM97 149V148H96ZM23 150V149H22ZM25 150V149H24ZM86 150H89V149H86ZM99 150V149H98ZM101 150V149H100ZM128 150V151H129ZM76 151V150H75ZM131 151V150H130ZM72 152V151H71ZM85 152V151H84ZM120 152V151H119ZM249 152H251V150H249ZM25 153V152H24ZM101 153V152H100ZM122 153V152H121ZM124 153V152H123ZM35 154V153H34ZM85 154V153H83ZM251 156V155H250ZM254 156V155H253ZM250 159V158H249ZM33 160V159H32ZM64 160V159H63ZM58 161V160H57ZM36 162V160H35ZM56 163V162H55ZM35 164V163H34ZM61 165L63 166V163H61ZM31 166V165H30ZM33 166V165H32ZM61 167V166H60ZM194 167H197V166H194ZM27 168V167H26ZM38 167H36L35 169H37ZM28 170V169H26ZM24 169V171H26ZM33 172H35L34 169H31ZM28 170V171H30ZM194 176H198V174H200L201 176V173L202 170L200 168V166H198L197 168H195L194 170ZM204 171V170H203ZM2 172V171H1ZM31 172V173H33ZM40 173V171H38ZM62 171H60L59 169V166H54L53 168V173L51 174V177L50 179L46 182L45 180H40L38 181V183H36V181L34 182L36 185L35 186H31L30 189L28 186H26L29 190H28V193L30 192V194H28L26 191V193L28 195H26L28 198H27V201L26 202H21L20 203H13L14 205L11 206V209L12 210H19V206H23L24 207V210L25 212L31 214V219H32V225L29 226V227H26L25 226H20V225H17V223L20 221V219H13L11 221L8 220V222H6L5 220H3V218L0 217V232L2 230H4L6 227H7V230L9 228V230H12V233L11 235L9 236H5V235H1L0 234V260L2 258H4V264H72L70 263V260L71 258V254H69L70 251H66L65 248H63V244L65 242L66 237H68L69 239V230H72V231H75L78 229V222H79V219H80V212L77 210L76 208V198L74 197L75 195L73 194V192H66L65 190H61L62 187L59 186V182L61 180V178L63 177V175H61ZM30 173V174H31ZM38 173V174H39ZM207 173V172H206ZM251 173V172H250ZM5 174V173H4ZM8 174V173H7ZM28 173H26L24 177H30L32 175H30ZM3 175V174H2ZM0 175V183H1V176ZM24 175V174H23ZM37 175V174H36ZM66 175V174H65ZM64 175V176H65ZM35 176V175H34ZM43 176V175H42ZM62 176V177H61ZM5 177V176H4ZM39 177V176H37ZM69 176H67L66 181H70V177L68 178ZM23 178V177H22ZM31 178V177H30ZM28 178V179H30ZM36 178V177H34ZM196 178V177H195ZM25 180V178H23ZM27 179V180H28ZM32 179V178H31ZM30 179V180H31ZM69 179V180H67ZM26 180V181H27ZM33 180V179H32ZM31 180V182H32ZM72 180V179H71ZM4 181V179L2 180ZM21 181V180H19ZM185 181V180H183ZM23 182V181H22ZM75 182V181H74ZM189 182V180H188ZM187 181H185V184L189 187V184ZM3 184V182H2ZM1 184V185H2ZM23 184V183H21ZM29 184V183H28ZM31 184V183H30ZM70 186L71 184H74L73 186H75V183H68ZM6 185V184H5ZM27 185V184H26ZM32 185V184H31ZM148 187L146 190L144 189L145 187ZM186 186V187H187ZM3 188V187H2ZM1 188V189H2ZM5 188H8V187H5ZM11 188V187H9ZM60 188V189H59ZM6 190V194L5 192H3L4 194H2V190L0 193L2 195H0V198L1 200H5V198L8 195V193L12 192L10 190ZM10 191V192H8ZM34 194V195H33ZM145 194V195H144ZM11 195V194H10ZM191 196V195H190ZM216 196V195H215ZM25 197V196H24ZM26 198V197H25ZM39 198V199H38ZM41 198V200H40ZM204 198V197H202ZM7 199V198H6ZM9 199V198H8ZM38 201L39 203V210H37V204L36 201ZM189 199V197H188ZM0 200V201H1ZM194 200V199H193ZM198 200V199H197ZM212 201V198L211 200ZM4 202V201H3ZM192 202V200H191ZM199 202V203H198ZM208 202V201H207ZM207 202H205L207 204ZM6 205L8 204L7 202H5ZM188 203V202H187ZM213 203V202H212ZM210 204V203H209ZM1 205V204H0ZM6 205H5V208H6ZM113 205V206H114ZM75 206V208H74ZM119 206V205H118ZM211 207V206H209ZM222 207V205H221ZM118 208V207H117ZM227 208V207H225ZM106 209V210H107ZM214 209V208H213ZM212 209V210H213ZM217 209V208H216ZM214 209V210H216ZM6 210H10L9 207L6 208ZM211 210V209H209ZM220 210V209H219ZM222 210V208H221ZM11 211V210H10ZM109 211L111 212L112 210H110L109 208ZM109 211H106V213H108ZM180 211V209H179ZM200 211V210H199ZM8 212V211H7ZM109 212V214H111ZM189 212V211H188ZM210 212V211H209ZM212 212V211H211ZM223 212V211H222ZM228 214V211H226ZM16 213V212H14ZM194 213V212H193ZM199 214V213H198ZM197 214V215H198ZM210 214V213H209ZM212 214V213H211ZM217 214V213H216ZM223 214V213H222ZM16 215V214H15ZM177 215V213H176ZM189 215V214H188ZM188 215L186 214V216L188 217ZM196 215V216H197ZM205 216H207V214H204ZM108 216V215H107ZM192 216V215H191ZM195 216V217H196ZM200 216V215H199ZM215 216V214L213 215ZM219 216V215H218ZM178 217V216H177ZM190 217V216H189ZM188 217V218H189ZM194 217V216H192ZM191 217V219H192ZM220 217V216H219ZM199 218V217H198ZM197 218V219H198ZM212 218V217H211ZM4 219H6L4 217ZM203 219V218H200V220ZM7 220V219H6ZM194 220V219H193ZM198 219V221H200ZM218 220V218H217ZM197 221V222H198ZM206 221V220H205ZM141 222V223H142ZM193 222V221H192ZM196 223V221H194ZM193 224L194 225V228H195V225H199L200 224V227H203L201 226L202 224L199 222L198 224ZM192 225V224H191ZM204 225V224H203ZM211 225V224H210ZM186 225L184 226H180L181 227V230H179V234L181 235V233H190L189 231V228H188V225L186 226V229L184 228ZM205 226V225H204ZM209 226V225H208ZM80 227V226H79ZM179 227V228H180ZM193 227V226H192ZM199 227V226H198ZM196 227L198 230L199 228ZM212 227V226H211ZM4 228V229H3ZM8 230V231H9ZM7 231V232H8ZM160 231V232H161ZM2 232H5V231H2ZM6 232V233H7ZM158 232V235L159 233ZM161 232V233H162ZM28 233V234H27ZM175 233V232H174ZM178 233V231H177ZM198 233V232H196ZM262 233V232H261ZM115 234V235H116ZM121 234V235H120ZM149 234V235H148ZM148 235V236H147ZM157 235V237H158ZM161 235V234H160ZM159 235V236H160ZM146 236V237H145ZM185 235L182 234L181 237H184ZM190 236V235H189ZM177 237V236H176ZM195 237V236H194ZM154 238V237H153ZM152 238V241L156 238L153 239ZM160 237L157 238V240L159 239ZM29 239H32V240H29ZM182 239V238H181ZM193 240H195L193 237H192ZM191 239V240H192ZM196 239H199L196 237ZM83 240V239H82ZM263 241V240H262ZM67 242V241H66ZM264 242V241H263ZM148 243V242H147ZM185 243V242H184ZM248 243V242H247ZM91 244H94L93 247H90ZM153 245V244H152ZM151 245V246H152ZM156 245V244H155ZM211 245V244H210ZM209 245V247H210ZM154 246V245H153ZM253 246V245H252ZM155 247V246H154ZM178 247L181 248V249H187L188 246L183 244V242L181 243V241H179V244H178ZM212 247V246H211ZM254 247V246H253ZM178 248V249H179ZM58 249V250H57ZM187 250H185L186 252ZM189 251V250H188ZM187 251V252H188ZM179 252V251H178ZM180 253V252H179ZM184 253V252H183ZM229 253V252H228ZM59 255V257L56 255ZM181 255V254H180ZM179 255V256H180ZM183 255L185 256L186 254H182L181 256L183 257ZM213 256V255H212ZM209 258L210 259V263L209 264H216V262L218 260H216V258ZM216 256V255H215ZM186 257V256H185ZM214 257V256H213ZM217 257V256H216ZM223 258V256H221ZM220 258V259H222ZM244 259V258H243ZM122 260V261H123ZM182 260V259H181ZM185 258L182 260L184 261ZM224 259H222L223 261ZM222 261L219 262L222 263ZM227 261V260H226ZM245 261V260H244ZM244 261H240L239 262H244ZM218 262V263H219ZM224 262V261H223ZM228 262V261H227ZM238 262V263H239ZM124 263V261H123ZM197 263V262H196ZM241 263V264H242ZM248 263V261H247ZM198 264V263H197ZM234 264V263H233ZM244 264V263H243ZM256 264V263H255Z\"/></svg>","mask_w":264,"mask_h":264}]
</instances>
